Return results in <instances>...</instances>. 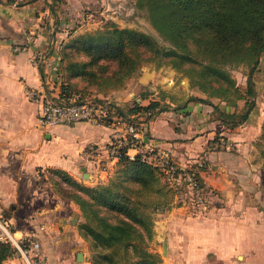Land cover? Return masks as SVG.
I'll return each mask as SVG.
<instances>
[{"label": "crops", "instance_id": "0c3cea01", "mask_svg": "<svg viewBox=\"0 0 264 264\" xmlns=\"http://www.w3.org/2000/svg\"><path fill=\"white\" fill-rule=\"evenodd\" d=\"M67 1L69 5H81V0ZM51 5L57 6L53 0H0V204L14 223L17 234H33L40 241L47 264H90L87 253L82 250L87 240L79 230V223L83 221L80 207L63 194L62 188L69 185L56 170H63L89 185L108 171L107 166L111 169L110 176L115 162L108 160L106 148L120 126L88 121L44 125L40 121L41 103L29 98V90L39 89L56 98H74L77 92L81 93V76L69 74L66 68L70 58L76 60L81 55H63L64 43L74 35L55 29L54 25L58 24L59 28L67 17L59 15L60 20L56 19ZM16 45L22 48L15 49ZM179 74L182 75L170 65L157 68L142 65L134 78L128 77L131 87L124 88L127 78L119 86L99 91L119 94L117 98L125 101L121 105H125L134 92L133 98L141 104L150 100L165 104L166 109L156 112L152 119L143 123L146 140L168 148L183 166L198 156L204 157L205 167L200 170V176L207 187L220 193L217 188L223 185L222 182L243 180L240 177L243 173L235 168L239 160L231 157L217 160L227 152L213 151L208 144L223 129V124L209 103L192 100L183 106L189 94L205 95L191 88L186 79L188 83L182 88L187 94L180 97ZM253 79L258 95L264 90L263 54ZM122 85V90L118 91ZM140 88L146 91L140 93ZM123 92L127 96L120 95ZM211 100L220 109L233 110V106L223 100ZM237 102L241 104L240 100ZM262 109L261 105H256L249 119L253 115L262 118ZM233 138L237 139V135L234 134ZM90 146L94 151L89 153ZM216 164H221L219 167L224 171L225 176L222 175L220 180L215 179L214 171L211 172ZM170 225L171 222L164 221L162 229L155 227L153 242L161 238L162 246L163 239H166L167 245L166 253H160L161 264H212L207 254L194 250L197 239L184 240L180 252L176 247L175 231L171 236L175 225ZM256 229L254 237L249 236L251 230L245 233V249H257L255 254L243 251V264H264V225ZM80 251L81 263L74 259Z\"/></svg>", "mask_w": 264, "mask_h": 264}, {"label": "trees", "instance_id": "16d2710c", "mask_svg": "<svg viewBox=\"0 0 264 264\" xmlns=\"http://www.w3.org/2000/svg\"><path fill=\"white\" fill-rule=\"evenodd\" d=\"M135 3L145 10L164 44L135 28L105 25L74 35L64 43L65 57L69 53L81 55L68 60V73L81 76L87 85L105 89L121 85L153 60L156 66L166 64L175 68L187 77L191 88L204 93L205 96L189 95L183 106L192 100L211 104L223 128L248 119L255 106L253 77L264 52V0H136ZM240 65L248 69L244 89L230 71ZM211 97L225 101L233 110L220 109ZM238 100H243L241 109L237 107ZM166 108L158 100L147 104L134 100L119 114L153 116ZM233 118L237 120H227ZM109 123L110 120L106 124ZM261 126L264 143V122ZM220 131L209 143L225 138ZM198 160H202L201 166H197ZM205 161L198 156L185 169L179 168L174 181L139 155L131 158L124 153L115 161L113 175L92 185L57 169L69 185L62 188L63 194L80 207L83 221L79 230L94 249L89 263L161 264L160 254L148 244L153 241L154 229L146 200L150 194H165L167 189L173 195L189 194L183 180L186 172L195 175L203 195L217 193L200 176ZM191 197L189 194L186 198ZM12 251L10 245L1 243L0 260Z\"/></svg>", "mask_w": 264, "mask_h": 264}, {"label": "rangeland", "instance_id": "374dc122", "mask_svg": "<svg viewBox=\"0 0 264 264\" xmlns=\"http://www.w3.org/2000/svg\"><path fill=\"white\" fill-rule=\"evenodd\" d=\"M135 1L136 0H81V5H69L67 0H58V2H54L53 0L54 5L57 4V6L51 5L56 19L60 20L59 18H61V16L67 17L59 28L57 27L58 24L54 25V27L57 30H64L63 32L66 31L68 34L76 35L77 33L92 32L96 29H102L105 25L115 24L118 27H131L144 31L154 36L161 45L164 44L148 20L145 10L137 5ZM55 9L59 12L55 11ZM262 54L264 55V52ZM155 64L156 62L151 60L144 65H153L156 68L159 67ZM230 71L237 84L244 89L248 71L247 67L240 65L231 68ZM135 76L136 73L132 75L133 78ZM183 76L184 75L179 74L177 78V82L180 86L178 93L182 98L186 97L187 94L184 90L185 88L183 89L182 87L188 83L186 82L187 78ZM129 79L130 78L123 84L124 88L132 86V84H128V82H130ZM123 85L117 88L118 91L122 90ZM192 88L201 92L196 87ZM141 89L142 88H140V93L146 91ZM99 90L100 89L97 90L95 86L87 85L81 80V93L77 92L75 97L81 100L92 99L99 108H106L109 110V115H115L116 118H118L114 121L115 126H121L122 128L124 126L123 122L129 120L130 122H135V124L141 128L142 133L147 136V131L143 123L152 119L154 115L147 116L142 113L128 116L125 114V117H123V115L119 114L120 110L126 111L134 100L137 101L133 98L136 92L128 97H131V101L129 100L126 102L125 106L121 105V103L125 101H121L117 98L119 94H113L112 92L103 94L100 93ZM136 90L138 89L136 88ZM120 95L127 96L125 92L120 93ZM255 96V106L261 105L263 107L261 113L262 118H259L258 115H253L250 119H246L241 124L232 127L229 125V128L226 127L222 129L225 131L224 133L221 132L225 137L221 138L224 140L223 144H208L209 148L213 151L225 150L227 152L217 157L218 161L221 160V158L228 159L230 157L239 160L235 168L239 170L240 173H243V175L240 176L243 177V180L238 178L237 180L222 182L223 185H220L222 188H217L220 193L217 191V193H213L211 196H205V207H203V205H196V207L193 208L190 204V198H186L189 194L183 193L182 195V193H177L173 195L170 190H165V188L163 189L166 191L165 194H150L149 198L146 200L148 205L147 209L150 210L153 221L154 233L155 227L156 229L158 227L160 229L163 228L162 224L164 221L171 222L170 227L175 225V227L171 229V236L173 237V231H175V237L177 238L176 247L178 250H181L184 240L197 239L198 241L194 242V250L198 251L199 254H207L212 264H243V251L255 254L257 249L256 247L245 249L243 246V241H245L244 239L246 238V231L251 230L252 232L249 236L254 237L256 236V228L264 225V143H262L261 139V125L264 122V90ZM211 99L218 98L211 97ZM240 103L241 104L237 103L238 109H241L242 105H244L242 100H240ZM236 118L227 120L233 122L237 120ZM234 134L237 135V139L233 138ZM219 140L220 139H216L215 141ZM216 166L217 167L214 168L212 167L211 172L214 171L215 179L220 180V178L222 179V175H224V171L219 167L221 164L219 166L216 164ZM106 168L108 171L103 174L104 176H98L97 182L103 179V181H106L113 175L112 172L109 176L111 169L109 166ZM72 189L73 188H71V190ZM178 199H180V202ZM178 202L181 204L178 205ZM243 235H245V237H243ZM148 244L150 248L156 250L158 254L161 253V238ZM82 250L87 253L86 256L88 258H90L94 251L89 242H87V245L84 246ZM74 259L81 263L83 256L81 259L74 256Z\"/></svg>", "mask_w": 264, "mask_h": 264}, {"label": "built area", "instance_id": "2783aa9c", "mask_svg": "<svg viewBox=\"0 0 264 264\" xmlns=\"http://www.w3.org/2000/svg\"><path fill=\"white\" fill-rule=\"evenodd\" d=\"M22 48L16 45L15 49ZM29 98L40 101L39 119L44 125L70 124L76 121H88L94 124H105L108 120L115 124V115H109V110L101 109L92 99L56 98L39 89L28 91ZM123 127L115 130L113 137L106 148L109 161L115 162L121 153L134 157L139 155L156 165L171 181L176 180V171L186 166L179 164L171 151L161 145H155L146 140L147 136L141 128L133 122H123ZM215 145L223 144L224 140L214 142ZM89 151L94 148L90 146ZM202 165V160L197 161V166ZM189 166V165H188ZM183 180L186 182V193L192 197L191 207L203 205L206 198L192 172H186ZM6 243L12 247V252L0 260V264H47L45 255L41 252V243L33 234L19 235L16 233L14 223L5 214L0 204V244Z\"/></svg>", "mask_w": 264, "mask_h": 264}, {"label": "water", "instance_id": "95a60500", "mask_svg": "<svg viewBox=\"0 0 264 264\" xmlns=\"http://www.w3.org/2000/svg\"><path fill=\"white\" fill-rule=\"evenodd\" d=\"M162 251H161V254H165L166 253V247H167V245H166V239H163V241H162ZM77 258L78 259H81L82 258V252H78L77 253Z\"/></svg>", "mask_w": 264, "mask_h": 264}]
</instances>
